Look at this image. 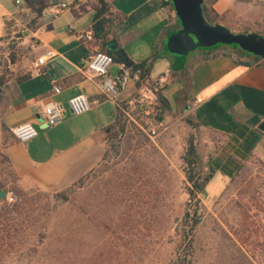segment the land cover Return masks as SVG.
I'll use <instances>...</instances> for the list:
<instances>
[{
  "label": "rangeland",
  "instance_id": "rangeland-1",
  "mask_svg": "<svg viewBox=\"0 0 264 264\" xmlns=\"http://www.w3.org/2000/svg\"><path fill=\"white\" fill-rule=\"evenodd\" d=\"M18 30L7 20L0 39V264H264V161L246 160L212 204L190 197L186 174L201 180L217 136L147 91L122 105L95 169L55 190L21 181L3 121L31 63ZM190 141L198 158L187 165Z\"/></svg>",
  "mask_w": 264,
  "mask_h": 264
},
{
  "label": "crops",
  "instance_id": "crops-1",
  "mask_svg": "<svg viewBox=\"0 0 264 264\" xmlns=\"http://www.w3.org/2000/svg\"><path fill=\"white\" fill-rule=\"evenodd\" d=\"M61 1L0 0V36L5 21H11L22 33L29 60L46 56L39 69L28 63L23 75H29L14 82L13 95L5 104L3 121L9 129L22 122L38 129L35 137L23 141L14 137L5 147L21 181L55 190L92 171L102 161L105 134L122 105L139 93L154 95L132 80L115 94L109 93L101 77L83 71L81 61L107 49L104 41L110 40L133 65L145 64L149 80L162 87L171 108L184 104L201 128L222 138L210 158L213 173L200 192L204 203L218 199L247 158L264 160V130L258 127L264 120V58L224 46L198 49L182 60L172 58L165 38L180 24L172 4L165 0H104L108 10L98 18L99 0H75L56 13ZM263 2L204 0L217 14L214 22L236 32L264 35ZM96 23L100 25L97 29ZM119 63L110 66V77L119 74ZM81 92L91 106L74 114L68 100ZM50 102L62 105L63 116L56 124L41 127V114ZM253 116L258 121L249 123Z\"/></svg>",
  "mask_w": 264,
  "mask_h": 264
},
{
  "label": "water",
  "instance_id": "water-1",
  "mask_svg": "<svg viewBox=\"0 0 264 264\" xmlns=\"http://www.w3.org/2000/svg\"><path fill=\"white\" fill-rule=\"evenodd\" d=\"M178 18L180 28L165 38L167 53L177 60L185 59L197 48L209 49L218 45H236L245 52L264 58V35L256 31H232L228 26L210 22L204 13V0H170ZM99 23L95 28H99ZM109 50L115 52L117 60L126 67H132L133 62L125 52L118 49L115 41L106 43ZM257 116L248 122L256 123ZM258 127L264 130V120ZM5 196V191L0 190V198Z\"/></svg>",
  "mask_w": 264,
  "mask_h": 264
},
{
  "label": "built area",
  "instance_id": "built-area-1",
  "mask_svg": "<svg viewBox=\"0 0 264 264\" xmlns=\"http://www.w3.org/2000/svg\"><path fill=\"white\" fill-rule=\"evenodd\" d=\"M75 0H62L56 13L69 7ZM168 2V0H165ZM19 2V0H16ZM47 53L46 55H48ZM46 60V56H39L32 60L31 68H41ZM114 63L113 56L107 52L97 50L92 53L88 58L81 61V68L85 72H91L101 77V83L103 88L109 92L115 94L118 90L124 88L126 84L132 81H138L140 79V69L130 70L123 63H119L120 72L115 77L108 75L110 66ZM54 90L58 91L59 87L54 86ZM70 110L74 114H81L87 111L91 106V101L85 93H77L68 100ZM63 116V107L58 102H50L44 106L41 114V127H48L56 124L61 120ZM14 137L18 140H26L35 137L38 134V129L30 122H22L11 128ZM7 196L12 197V192H7Z\"/></svg>",
  "mask_w": 264,
  "mask_h": 264
},
{
  "label": "trees",
  "instance_id": "trees-1",
  "mask_svg": "<svg viewBox=\"0 0 264 264\" xmlns=\"http://www.w3.org/2000/svg\"><path fill=\"white\" fill-rule=\"evenodd\" d=\"M168 3L169 4H172L170 0H168ZM203 9H204V13H205V16L206 18L210 21V22H213L214 23V20L216 18V13L214 12V10L212 8H209L206 6V4L204 3L203 4ZM108 10V4L104 1V0H99V7L97 8V11H96V17H100L103 13H105V11ZM16 35L18 37H22V33L20 30H18L16 32ZM3 37V32L0 36V39ZM106 42L104 41V46H105ZM103 46V47H104ZM218 46H224V47H228V48H232V49H235V50H238L239 52L241 53H245V54H248L250 56H253V57H257V56H254V55H251L247 52H245L244 50L240 49L238 46L234 45V46H231V45H218ZM101 51H104V52H107L109 54H111L113 56V59L114 61H118L116 56H115V52L112 51V50H109V49H106L105 47L101 50ZM132 70H135V69H140V79L138 80L137 84H144L145 86H147V88H149L153 94L155 95V98H156V101L158 102V105L157 107L158 108H162V109H170V105L167 101V99L164 97V95L162 94V87L159 86L158 84H156L155 82L149 80V74H148V68L145 66L144 63H139V64H134L132 67H131ZM29 75V73L27 74H24L20 77V79L24 78V77H27ZM4 81L5 79L1 76L0 77V86L4 84ZM192 117V116H191ZM194 120V119H193ZM194 125L196 126H199L200 125L194 120ZM116 126V121L109 125V131L108 132H111L114 127ZM201 128V127H200ZM123 130V126H120L118 128V130H116V133L119 134L120 131ZM210 132V131H209ZM213 133V132H211ZM215 134V133H213ZM216 135V134H215ZM217 136V139L215 140L214 142V146H213V150L211 151L210 155H209V158H208V161H209V167H208V171L204 173V175L201 177V180L200 181H197V180H194L193 179V176L187 172V179L188 181L191 183V187H189V196L192 197L194 196L195 194L197 193H200L204 187V184L208 181V179L210 178V176L212 175L213 173V168L212 166L210 165V158L213 154V152L216 151V149L218 148L222 138L219 136V135H216ZM13 141V140H12ZM104 155H105V152L103 154V158H104ZM7 157V156H6ZM258 158L260 160H263L257 156H250L249 158H247L246 160L250 159V158ZM102 158V160H103ZM198 156H197V152H196V148L193 144L192 141H190L189 143V146H188V150H187V156L185 157V163L187 165H191V164H194L197 160ZM7 160H8V157H7ZM245 160V161H246ZM9 161V160H8ZM243 161L239 168L237 169V171L235 172V174L240 170V168L242 167L243 163L245 162ZM264 161V160H263ZM89 173V172H88ZM86 173V174H88ZM86 174H84L83 176H85ZM234 174V175H235ZM83 176H81L80 178H82ZM79 179V178H78ZM3 186V184H1L0 188ZM12 218H9L8 222L5 224V227H10L12 226L13 222L10 220ZM1 231V229H0Z\"/></svg>",
  "mask_w": 264,
  "mask_h": 264
},
{
  "label": "flooded vegetation",
  "instance_id": "flooded-vegetation-1",
  "mask_svg": "<svg viewBox=\"0 0 264 264\" xmlns=\"http://www.w3.org/2000/svg\"><path fill=\"white\" fill-rule=\"evenodd\" d=\"M198 49H200V48H197L196 50H198Z\"/></svg>",
  "mask_w": 264,
  "mask_h": 264
}]
</instances>
